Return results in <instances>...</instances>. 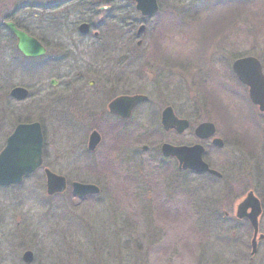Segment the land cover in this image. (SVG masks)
<instances>
[{"label": "flooded vegetation", "instance_id": "1", "mask_svg": "<svg viewBox=\"0 0 264 264\" xmlns=\"http://www.w3.org/2000/svg\"><path fill=\"white\" fill-rule=\"evenodd\" d=\"M71 1L78 2V8L83 6V2L79 0H63L62 2ZM118 1L120 0H111L107 3L104 0L96 2L99 3L98 11L108 12L107 14H38L34 17L35 22L31 27L21 26L12 15L0 14V39L4 41L2 45L8 52V56L7 52L5 53L6 60L8 59L15 66L20 64L31 67L36 80L31 90L17 85L2 93L0 151L17 125L38 123L43 139L41 163L23 180L36 175H41L45 180L47 171L65 179L64 174L67 171H58L54 168L53 158L47 150L44 121L41 118H36L33 122L21 121L15 116L18 113L15 108L30 99V92L33 99L36 98L41 114L47 113L46 119L54 128L61 126L60 128L65 130L89 131L86 142L83 144V152L89 156H96L99 153L103 140L101 132L105 131L120 147V152L116 150V147L114 150L119 157L116 160L122 161L120 154L128 156V150L140 144H135L137 140L135 141L133 136H137L141 131L155 128L161 138L155 148L158 152L154 156L155 166L145 174V177L140 170L135 171L138 173L139 180L142 179L145 192H149L145 202L142 203L144 210H147V201L152 199L155 201L154 198L156 203L153 204L152 209L177 208L178 204L175 201H178L180 195L183 196V187L187 185L186 180L188 178L193 182L201 180L203 184L200 187L194 188L193 192H188L194 196L195 203L192 207L196 226L205 227L204 230H198V233L201 231L200 236L207 237L208 241L220 249L223 264H263L264 255L261 246L264 242L263 200L261 196L255 194L257 191L246 190L244 186L249 182V178L253 180L262 172L264 173V122L260 120L264 117V111L260 112L258 107L249 101L248 87L238 81L233 74L232 64L237 59L230 62L225 58L218 60H210V58L207 69L201 74L198 72L202 77V87L209 89V94L213 96L214 100L210 101L209 105L215 117L194 124L184 118L179 109L181 103L179 94L182 89L174 78V74L184 72L182 65L166 58L161 46L157 43L158 38L165 32L164 25L172 22L179 28L182 23L180 14L185 13L172 8L163 11L159 0H156L157 12L150 17H143L137 12L135 4L130 0H126L131 8L130 14L110 12L109 4ZM238 2L241 5L245 4V0H238ZM156 16L159 19L150 26L149 42L144 44L139 38ZM39 19L42 20L39 22ZM97 19L99 21H96ZM174 19L177 20L176 23ZM6 23H12L18 31L31 38L38 46V51L42 52L34 57H25L18 51V42L7 29ZM83 24L88 26L85 33L80 31V26ZM141 27L144 29L138 34ZM143 45L144 48H142ZM155 54L159 57H154ZM150 57H154V61L158 63L154 71H152ZM253 58L259 63L264 77V64L257 58ZM138 78L161 80L166 85V93L172 96L158 99L159 96H155L157 95L155 92L150 90L143 92L134 84V80H139ZM17 87L25 89L28 93L23 101H16L9 96L11 89ZM133 97L145 99L133 105L132 108L122 104L116 108L117 112L110 109V105L116 100ZM234 100L244 101L251 108L248 112L243 111L245 120L241 121L242 123L230 121L228 105ZM167 109H170L175 123L185 120L188 128L181 132L177 131L172 125L173 119L163 125L161 116ZM8 115L14 116V119L11 121L9 130H6L5 120ZM202 124L212 126V133L204 139L195 134L196 129ZM188 131L194 139L190 144H185L182 141V135ZM93 132L98 134L100 141L93 150H89V137ZM146 136L149 137L150 133H146ZM145 137L143 136V142L146 141ZM146 143L141 144V152L149 150V142L146 141ZM163 145L173 148H201L200 158L208 171L198 173L184 170L175 157L162 155ZM128 160H131L130 157ZM248 160L258 164L253 165V168L249 165L248 169V165H245ZM98 162L100 163L101 160L97 161L96 165ZM118 165L124 171H121L122 175L119 177L129 175L122 165ZM158 167L162 170V174L155 170ZM114 169L117 170V167ZM164 169L169 174L165 175ZM99 173L104 174L101 171ZM135 177L132 174V178ZM262 180L264 181V178ZM66 185L63 194L67 193L71 196V187L67 182ZM131 188L135 191L136 186L133 185ZM98 189L97 195L85 196L77 201L84 202L100 196L101 189ZM150 191L153 192L150 193ZM259 192L264 194V187L260 188ZM63 194L53 195L51 198ZM204 195L209 197L205 207L204 204L200 205L196 202ZM249 195L252 200L244 203ZM169 197L174 202L169 203L167 201ZM159 200L161 202H158ZM199 215H202L201 219H198ZM129 226L134 227V225Z\"/></svg>", "mask_w": 264, "mask_h": 264}, {"label": "rangeland", "instance_id": "2", "mask_svg": "<svg viewBox=\"0 0 264 264\" xmlns=\"http://www.w3.org/2000/svg\"><path fill=\"white\" fill-rule=\"evenodd\" d=\"M62 1L0 0V14L12 15L21 26L31 27L38 14L108 13L98 11V0H79L83 2L81 8L77 7L78 2ZM159 1L163 11L172 8L185 13L180 14L182 23L179 28L172 22L166 23L165 32L157 40L164 56L181 64L184 70L174 74L182 89L179 94L180 113L194 124L214 118L209 105L214 100L213 96L209 94V89L202 87V77L198 72L201 74L207 69L210 58H225L233 62L252 56L264 64V0H245L242 5L238 0L229 3H226L228 0ZM109 7L110 12L118 11L117 14L131 12L126 0L109 4ZM158 19L156 16L147 26L139 38L142 43L149 42V28ZM174 22L177 20L174 19ZM3 43L0 39V97L4 91L17 85L31 90L36 81L33 69L20 64L15 66L6 60L7 51ZM153 56L159 57L157 54ZM154 57H150L152 71L158 66ZM195 68L197 70H193ZM138 79L140 81L134 80V84L143 92H155L158 99L172 96L166 93V85L161 80ZM30 95L29 100L15 108L18 110L15 116L21 121L33 122L36 118L44 121L47 150L53 158L54 168L67 171L64 175L68 186L73 182L94 184L101 189V193L84 202L72 200L67 193L50 198L45 193V180L41 175L28 178L17 186L0 188V264H223L220 249L207 237L200 236L201 231L198 233L205 227L196 226L195 223L192 207L194 196L188 192L200 187L203 181L186 180L183 196L180 195L175 201L177 208L152 209L156 203L154 198L155 201H147L148 207L144 210L142 203L149 192H145L142 179L139 180L135 171L140 170L145 177L154 168V156L158 154L155 148L161 140L157 129L151 128L134 135V140H137L135 144H140L128 150V156L120 154L122 161L119 162L115 151H119L120 147L109 133L101 132L103 140L99 153L89 156L83 152L89 131L65 130L61 126L54 128L46 119L47 113L41 114V108L37 107L36 98L33 99L31 92ZM233 103L227 109L230 111V121L242 123L245 120L243 111L248 112L251 108L244 101L234 100ZM13 119L14 116H7L6 130H9ZM260 120L264 122V117ZM148 132L150 136L145 137ZM143 136L149 142L147 152H141V146L147 144L142 141ZM193 139L189 131L182 135L185 144H190ZM118 164L129 175L119 177L124 171ZM257 164L248 160L245 165L249 169V165L253 168ZM155 170L162 174L159 167ZM167 173L164 169V174ZM132 174L136 177L132 178ZM263 178V172L256 179L249 178L244 188L257 191L254 192L261 196L264 209V194L259 192L264 187ZM133 185L136 186L135 191L131 188ZM170 199L167 200L169 203L174 202ZM196 202L205 207L209 197L204 195ZM261 246L264 255V242ZM25 251L33 254L31 263L22 262Z\"/></svg>", "mask_w": 264, "mask_h": 264}, {"label": "water", "instance_id": "3", "mask_svg": "<svg viewBox=\"0 0 264 264\" xmlns=\"http://www.w3.org/2000/svg\"><path fill=\"white\" fill-rule=\"evenodd\" d=\"M106 3L111 0H104ZM136 4V10L141 13L142 16L148 17L153 15L157 11L156 0H130ZM6 27L17 39V49L25 57H34L39 55L42 51H38L36 43L16 30L12 23H7ZM87 25H81L80 31L85 33ZM141 27L138 31L140 34L143 31ZM232 71L237 76L238 80L248 87V96L251 103L258 106L260 112L264 111V77L261 73L259 63L256 59L247 57L235 61L232 65ZM27 91L22 88H14L10 91L11 98L22 101L27 97ZM143 97L133 98H121L116 100L110 105L112 111L116 110L119 105H127L132 108L136 103L144 100ZM173 119L170 109L165 110L162 113L161 121L163 125H166L168 120ZM172 125L176 127V130L181 132L188 128L187 121L176 122L173 120ZM176 125V126H175ZM212 133V126L209 124L200 125L195 134L204 139ZM100 138L98 134L93 132L89 137L88 148L93 150L99 143ZM41 147H42V135L40 126L37 123L18 125L12 134L7 138L4 149L0 152V187H6L10 185H17L22 181V178L30 175L36 168L40 166L41 159ZM201 148L199 147H182L173 148L168 145H163L161 153L163 156H172L179 161V166L183 169H189L196 172H206L207 167L202 163L200 155ZM65 188V181L61 177H57L50 172H46V194L53 195L61 193ZM98 189L92 185H83L79 183L72 184V194L81 199L86 195L97 194ZM252 200L251 195L244 201L249 202ZM256 203V201H254ZM25 263H29L32 260V253L25 252L22 256Z\"/></svg>", "mask_w": 264, "mask_h": 264}]
</instances>
